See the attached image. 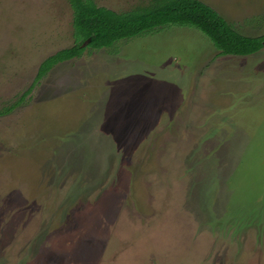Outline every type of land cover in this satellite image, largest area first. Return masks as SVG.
Wrapping results in <instances>:
<instances>
[{
  "label": "rangeland",
  "instance_id": "1",
  "mask_svg": "<svg viewBox=\"0 0 264 264\" xmlns=\"http://www.w3.org/2000/svg\"><path fill=\"white\" fill-rule=\"evenodd\" d=\"M200 1L264 37V0ZM73 18L0 0V264H264V48L170 25L39 80Z\"/></svg>",
  "mask_w": 264,
  "mask_h": 264
},
{
  "label": "trees",
  "instance_id": "2",
  "mask_svg": "<svg viewBox=\"0 0 264 264\" xmlns=\"http://www.w3.org/2000/svg\"><path fill=\"white\" fill-rule=\"evenodd\" d=\"M73 9L75 45L47 59L42 79L58 63L80 58L87 49H112L170 25L189 26L205 34L222 56L248 57L264 48V37L240 34L215 9L200 0H155L152 6L125 13L98 6L94 0H68ZM5 112L0 111V116Z\"/></svg>",
  "mask_w": 264,
  "mask_h": 264
}]
</instances>
